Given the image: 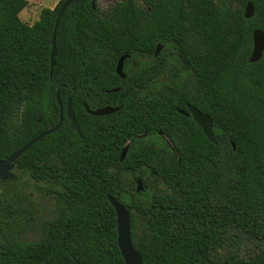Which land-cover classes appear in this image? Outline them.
I'll return each mask as SVG.
<instances>
[{
	"label": "trees",
	"instance_id": "16d2710c",
	"mask_svg": "<svg viewBox=\"0 0 264 264\" xmlns=\"http://www.w3.org/2000/svg\"><path fill=\"white\" fill-rule=\"evenodd\" d=\"M63 2L29 24L28 0H0V160L59 123L58 89L83 133L65 117L15 162L49 185L56 211L24 241L29 209L0 190V264H125L108 195L129 211L143 264H264V53L249 61L264 0H143L152 14L136 0H79L60 19L51 73ZM159 43L153 74H117L121 56L139 61ZM186 103L212 118L215 143L178 111ZM85 104L120 109L94 116ZM244 239L258 245L242 256Z\"/></svg>",
	"mask_w": 264,
	"mask_h": 264
},
{
	"label": "water",
	"instance_id": "95a60500",
	"mask_svg": "<svg viewBox=\"0 0 264 264\" xmlns=\"http://www.w3.org/2000/svg\"><path fill=\"white\" fill-rule=\"evenodd\" d=\"M79 0H64L62 3L59 13L56 18V23L54 27V31L52 34V50H51V73L53 71V68L56 65V55H57V45H56V39H57V30L59 26L60 19L62 15L67 11V9L70 7L72 3H77ZM254 15V7L251 2H249L245 9V17L251 18ZM163 45L159 43L156 47L155 54L158 55L162 49ZM264 53V32L260 29H256L253 32V51L251 53V56L249 58L250 62H258ZM127 57V55H123L117 64V74L121 76L122 78H125V73L123 71V64L124 60ZM117 91L118 89H114ZM57 100L60 107V118L59 123L54 126L53 128L46 130L30 140L28 143H26L23 147L16 150L14 153L9 155L4 160H0V179L7 181L12 180L16 177L14 173L15 169V162L18 160V158L25 153L27 150H29L35 143L40 141L43 137L46 135H49L51 133H54L63 123L64 118L66 117L70 121V126L73 130L76 131V133L79 136H83V133L81 131V128L79 126V123L77 121V118L75 116L71 100H68V104L66 108H64L63 103L60 99V89L57 90ZM86 110L89 114L94 116H104L112 114L116 111H118L119 107H111V106H105L102 108H98L96 110H92L89 108L87 104H85ZM178 111L187 116L192 117L193 120L197 123V125L202 129L203 133L206 135V137L213 143H215L216 137L213 132V120L212 118L206 114L203 113L199 108L189 104L187 106V110L185 109H178ZM129 146H125V148L122 151L121 154V161H123L127 155ZM144 189L143 187V181L141 177L137 178V191L140 192ZM108 199L112 206L114 207L117 215V231H118V246L120 248V251L122 253V256L124 258L125 264H143V257L141 254L137 251V249L134 247L133 241H132V235H131V222H130V213L127 210V208L115 197L108 195Z\"/></svg>",
	"mask_w": 264,
	"mask_h": 264
},
{
	"label": "rangeland",
	"instance_id": "374dc122",
	"mask_svg": "<svg viewBox=\"0 0 264 264\" xmlns=\"http://www.w3.org/2000/svg\"><path fill=\"white\" fill-rule=\"evenodd\" d=\"M28 6L20 13V17L23 21L33 24L39 17L40 12L44 7L54 8L60 0H28ZM121 0H94V3L100 9H107L111 5ZM139 5L143 4V0H136ZM14 173L18 174V179L12 183L0 184V190L13 199H17L26 208L29 209L26 219L30 225H23L21 227V239L27 242H33L40 237L41 226L44 221L50 219L56 211V203L52 196L49 185L45 182L37 181L31 177L28 172H19L14 169ZM147 183L149 189L152 190V186L149 185L147 180L143 178ZM132 189L133 194L139 199L137 195V178L134 179ZM132 183V178L126 180L127 186ZM144 187V185H143ZM25 223V222H24ZM25 227V228H24ZM235 231H232L234 233ZM257 243L244 239L239 244V254L245 256L251 250L257 248Z\"/></svg>",
	"mask_w": 264,
	"mask_h": 264
},
{
	"label": "flooded vegetation",
	"instance_id": "af4514ba",
	"mask_svg": "<svg viewBox=\"0 0 264 264\" xmlns=\"http://www.w3.org/2000/svg\"><path fill=\"white\" fill-rule=\"evenodd\" d=\"M143 6H147L145 3H143L142 4ZM152 6L151 5H148L147 6V9H148V12L150 13V14H152ZM163 48V47H162ZM162 50V49H161ZM155 52H156V49L154 50V52L152 53V55L151 56H144V55H142V57H141V59L139 60V61H136V60H132V61H130L129 63H126V60L127 59H130V57H129V55H127V57L125 58V60H124V64H123V71H124V73H125V67L127 66V69L129 70V71H133V70H135L136 68H140V67H145L147 64H148V67H149V69H150V71H151V73L153 74V70H154V67H155V65H156V62H155V57H157L158 55H156L155 54ZM161 52V51H160ZM122 57V56H121ZM120 57V58H121ZM119 58V59H120ZM119 61V60H118ZM118 64V63H117ZM116 70H117V66H116ZM117 72V71H116ZM126 75V74H125ZM121 77V76H120ZM122 78V77H121ZM125 78H126V76H125ZM125 78H123V79H125ZM150 80H151V84L152 85H150V84H147V85H141V87H152L153 85H154V79H153V75H151V77L149 78ZM190 103H186V110H187V106L189 105ZM192 105V104H191Z\"/></svg>",
	"mask_w": 264,
	"mask_h": 264
}]
</instances>
